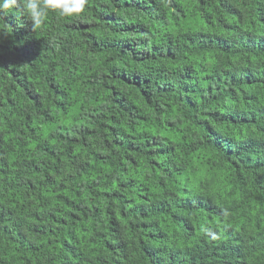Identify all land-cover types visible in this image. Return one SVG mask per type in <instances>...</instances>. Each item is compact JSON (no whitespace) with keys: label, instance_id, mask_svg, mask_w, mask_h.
Returning <instances> with one entry per match:
<instances>
[{"label":"trees","instance_id":"obj_1","mask_svg":"<svg viewBox=\"0 0 264 264\" xmlns=\"http://www.w3.org/2000/svg\"><path fill=\"white\" fill-rule=\"evenodd\" d=\"M4 19L0 264H264V0Z\"/></svg>","mask_w":264,"mask_h":264},{"label":"clouds","instance_id":"obj_2","mask_svg":"<svg viewBox=\"0 0 264 264\" xmlns=\"http://www.w3.org/2000/svg\"><path fill=\"white\" fill-rule=\"evenodd\" d=\"M89 0H0V40L12 35V26L4 17L12 14L17 20L26 19L35 32L45 22L49 13L61 18L79 17L85 12ZM227 215V210H224ZM201 231L208 233L210 229L202 226Z\"/></svg>","mask_w":264,"mask_h":264}]
</instances>
